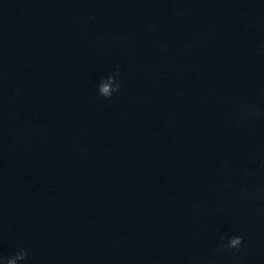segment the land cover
I'll use <instances>...</instances> for the list:
<instances>
[{
    "label": "clouds",
    "instance_id": "1",
    "mask_svg": "<svg viewBox=\"0 0 264 264\" xmlns=\"http://www.w3.org/2000/svg\"><path fill=\"white\" fill-rule=\"evenodd\" d=\"M120 75L119 67L109 74L106 78L102 77L98 85V94L104 98H111L113 93L120 90V83L118 77ZM243 243V238L239 235H234L227 238V244L222 245L229 249H239ZM28 252L24 248H19L14 255L10 257H0V264H18V262H23L27 259Z\"/></svg>",
    "mask_w": 264,
    "mask_h": 264
}]
</instances>
